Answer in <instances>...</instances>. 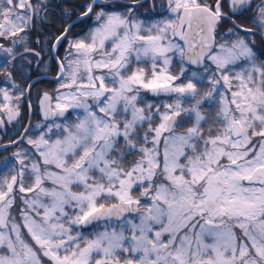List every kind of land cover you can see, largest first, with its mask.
I'll list each match as a JSON object with an SVG mask.
<instances>
[{"label":"snow or ice","instance_id":"6c2138e0","mask_svg":"<svg viewBox=\"0 0 264 264\" xmlns=\"http://www.w3.org/2000/svg\"><path fill=\"white\" fill-rule=\"evenodd\" d=\"M0 152V264H264V0H0Z\"/></svg>","mask_w":264,"mask_h":264},{"label":"trees","instance_id":"16d2710c","mask_svg":"<svg viewBox=\"0 0 264 264\" xmlns=\"http://www.w3.org/2000/svg\"><path fill=\"white\" fill-rule=\"evenodd\" d=\"M54 75V73L52 72H48V73H41L40 76H47V77H52ZM39 87H43V88H50L51 84H50V79H41V84L39 85ZM33 99H35V93H33ZM34 120L36 119L37 121L40 120L39 115L35 112L34 113ZM7 155V153H3L0 152V157Z\"/></svg>","mask_w":264,"mask_h":264},{"label":"rangeland","instance_id":"374dc122","mask_svg":"<svg viewBox=\"0 0 264 264\" xmlns=\"http://www.w3.org/2000/svg\"><path fill=\"white\" fill-rule=\"evenodd\" d=\"M40 79H41V78H40ZM41 88H43V87H41ZM36 103H37V101H36L35 99H33V104H36ZM35 112L39 115V112H38V111H34V112H33V115H32V117H31L33 124L39 123V122L41 121V118H40V120H38V121H37L36 119L34 120V115H35L34 113H35Z\"/></svg>","mask_w":264,"mask_h":264},{"label":"water","instance_id":"95a60500","mask_svg":"<svg viewBox=\"0 0 264 264\" xmlns=\"http://www.w3.org/2000/svg\"><path fill=\"white\" fill-rule=\"evenodd\" d=\"M39 115H40V117H41V119H42V116H41V114L39 113Z\"/></svg>","mask_w":264,"mask_h":264}]
</instances>
